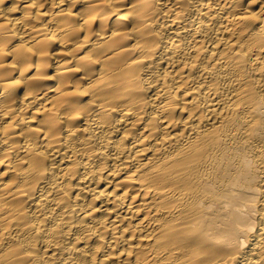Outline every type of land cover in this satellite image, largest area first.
Here are the masks:
<instances>
[{"label":"bare ground","instance_id":"bare-ground-1","mask_svg":"<svg viewBox=\"0 0 264 264\" xmlns=\"http://www.w3.org/2000/svg\"><path fill=\"white\" fill-rule=\"evenodd\" d=\"M0 264H264V0H0Z\"/></svg>","mask_w":264,"mask_h":264}]
</instances>
